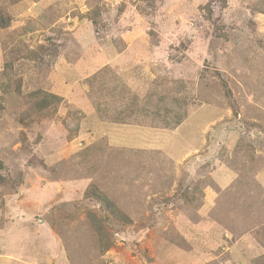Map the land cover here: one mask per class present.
I'll list each match as a JSON object with an SVG mask.
<instances>
[{"label": "rangeland", "instance_id": "374dc122", "mask_svg": "<svg viewBox=\"0 0 264 264\" xmlns=\"http://www.w3.org/2000/svg\"><path fill=\"white\" fill-rule=\"evenodd\" d=\"M0 264H264V0H0Z\"/></svg>", "mask_w": 264, "mask_h": 264}, {"label": "trees", "instance_id": "16d2710c", "mask_svg": "<svg viewBox=\"0 0 264 264\" xmlns=\"http://www.w3.org/2000/svg\"><path fill=\"white\" fill-rule=\"evenodd\" d=\"M45 97H50V95L49 94H45L44 97L42 98L43 102L46 101V98Z\"/></svg>", "mask_w": 264, "mask_h": 264}]
</instances>
